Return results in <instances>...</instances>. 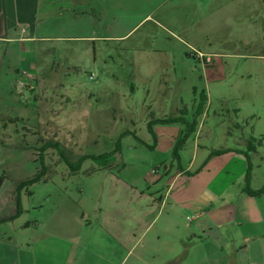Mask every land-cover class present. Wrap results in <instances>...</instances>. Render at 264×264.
Instances as JSON below:
<instances>
[{"label":"rangeland","instance_id":"1","mask_svg":"<svg viewBox=\"0 0 264 264\" xmlns=\"http://www.w3.org/2000/svg\"><path fill=\"white\" fill-rule=\"evenodd\" d=\"M143 12L150 18L119 39ZM93 14L94 22L88 23L97 39L79 41L76 32L59 33L71 38L66 40L37 34L26 45L27 53L36 50V65L28 55L19 67L31 78L1 74L0 111L9 110L0 113V184L5 180L6 187L16 188L35 176L42 169L40 149L50 145L43 152L46 182L21 192V209L29 213L14 226L37 220L45 227L59 207L57 198L68 197L82 209L98 207L101 194L107 198L109 191L119 190L115 184L128 191L137 171L135 136L154 148L160 139L163 149L172 136L179 141L189 134L174 166L187 168L200 144L193 170L206 155L203 146L212 152L254 140L256 150L250 146L249 152L253 187H263L264 0H168L155 9L109 3L100 16ZM87 20L80 15L77 21ZM199 53L212 63L199 61L194 56ZM175 116L184 123L155 125V137L150 133V123ZM181 127L184 132L177 135ZM124 134L121 150L109 158V173L95 177L74 176L54 147L75 164L84 156L115 151ZM99 167L88 160L82 170L90 175Z\"/></svg>","mask_w":264,"mask_h":264},{"label":"crops","instance_id":"2","mask_svg":"<svg viewBox=\"0 0 264 264\" xmlns=\"http://www.w3.org/2000/svg\"><path fill=\"white\" fill-rule=\"evenodd\" d=\"M167 1L0 0V83L4 71L31 78L19 67L28 55L32 67L36 65V50L31 48L27 53L26 45L37 40V34L49 32L57 37L54 39L66 40L71 38L60 35L76 32L74 39L90 42L97 38L95 27L88 22H94L93 13L100 16L101 9L109 3L155 9ZM144 14L134 19V26L119 39L128 37L150 18ZM80 15L88 20L78 22ZM12 47L16 49L14 53H10ZM5 110L8 112L9 108L4 107L0 113ZM176 112L183 111L177 108ZM177 130V135L184 132L183 127ZM161 142L157 140L158 146L153 150L140 143L134 146L137 171L134 182L126 186L128 191L124 193L122 187L113 183L119 190L109 191L107 198L106 193L101 194L98 207L96 204L82 209L61 195L62 201L55 199L59 207L45 227L37 220L14 226L29 210H18L21 193L17 187H6L2 180L0 264H264V195L251 197L244 193L249 161L240 153L247 150L239 145L248 143L244 140L238 147L227 148L232 151L212 158L192 176L190 173L199 170L211 151L202 147L206 155L193 170L201 146L196 144L189 166L176 169V138L172 136L163 149ZM141 146L154 155H144ZM101 161H95L100 167L92 174L87 175L82 166L73 175L82 172L95 177L109 173V159L104 165ZM115 179L124 185L121 178ZM251 188L262 187H253L252 178Z\"/></svg>","mask_w":264,"mask_h":264},{"label":"trees","instance_id":"3","mask_svg":"<svg viewBox=\"0 0 264 264\" xmlns=\"http://www.w3.org/2000/svg\"><path fill=\"white\" fill-rule=\"evenodd\" d=\"M185 119L181 118V117H170V118H166V119H161V120H157V121H154L152 123L149 124V131L150 133L154 136V133H153V126L155 125H170V124H178V123H184ZM185 124L187 125V123L185 122ZM127 134V133H126ZM122 135L120 137V139L118 140L117 142V145H116V149L115 151L113 152H110V153H106V154H103V155H99V156H95V155H90V156H84L82 157L77 163L75 164H72L70 163L66 156L63 154V151L61 150L60 151V146L59 145H55L54 147L57 149V151H59L60 153V156L62 157V160L66 162V164L68 165V167L71 169V171L73 173H77L81 170L83 164L88 161V160H92V161H101V160H108L109 158H111L114 154H116L117 152H119L121 150V142H122V138L126 135ZM190 135L189 134H186L185 138L182 139V140H179L176 142V145L174 147V151H173V158L174 160H180V151L184 148L186 142L185 140L188 139ZM155 137V136H154ZM136 140L138 141V143H140L142 146H144L145 148L149 149V150H153L154 147L153 146H150L148 145L147 143H145L144 141L140 140L138 137H136ZM184 141V142H183ZM253 143H254V140H251ZM251 141L248 143V150L246 152H240L242 154H244L248 161H249V167H248V173L246 175V186L244 188V193L248 194L249 196L251 197H261L264 195V186L259 189V190H253L251 188V180H252V164H251V160H250V155H249V152H251V150L255 151L256 149L253 147V143H251ZM250 146L252 147V149L250 150ZM50 145L48 146H44L43 148L40 149L41 151V154L39 156V160L42 162V169L41 171H39L35 176H33L32 178L26 180V181H22L20 184H18L17 186V191L19 193H21L23 190H25L27 187L29 186H32V185H35V184H38L40 182H46L45 180V176L47 174V166L44 164V158H43V152L49 148ZM53 147V146H52ZM232 150L231 149H220V150H216V151H212L208 157V159L204 162V164L199 168V170H197L196 172L194 173H190V175H195L197 173H199L205 166L206 164L214 157H217V156H221V155H224V154H227L228 152H231ZM18 210L20 211L21 210V205L19 203V206H18ZM12 220V219H10Z\"/></svg>","mask_w":264,"mask_h":264},{"label":"built area","instance_id":"4","mask_svg":"<svg viewBox=\"0 0 264 264\" xmlns=\"http://www.w3.org/2000/svg\"><path fill=\"white\" fill-rule=\"evenodd\" d=\"M196 58H198L199 61L203 62L205 65H208L212 63V58L211 57H206L205 55L199 53L194 55Z\"/></svg>","mask_w":264,"mask_h":264}]
</instances>
